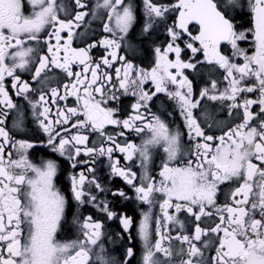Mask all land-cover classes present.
<instances>
[{
    "label": "flooded vegetation",
    "instance_id": "flooded-vegetation-1",
    "mask_svg": "<svg viewBox=\"0 0 264 264\" xmlns=\"http://www.w3.org/2000/svg\"><path fill=\"white\" fill-rule=\"evenodd\" d=\"M155 6H163L168 8L162 16L156 17L155 14L148 13V9L144 0H124L125 4H131L133 8L134 20L129 27L127 33L119 31L116 28L114 14L110 19L109 14L111 8L104 6V0H80L81 7L76 0H55L56 15L59 21H72V27L65 28L60 32L61 39L59 45L61 50L59 56L61 62L65 55L64 45L68 41L69 31L71 32V49H85L87 51V59L83 64L79 60H74L70 65L73 73H80V79L91 81L93 79L92 72L85 71V68H97V81L92 85L94 90L97 87L103 89V97L100 93L93 91V97L101 102V107L113 110L112 118L120 121L119 124L105 123L102 129L94 130L91 123L87 126H77L78 121H83L85 117L81 114L83 111L82 101L77 100L73 92L72 85L77 77L75 75L69 77L67 72L62 68L49 63L47 68L41 72L39 77H35V70L39 67V58L46 56L51 60L52 54L49 53V45L55 50L57 39L55 31L60 27L59 23H50L37 34V39L24 40L23 47L31 48L33 51L28 54L25 59L27 63L24 68L13 67L14 61L11 55L5 58L8 67L13 68V75L9 76L4 73L3 84L7 98L13 104L12 108L7 103H0V119L4 120L0 127L8 132L9 140L4 142V138L0 136V145H3V157L5 164L11 160H21L25 158L28 163L43 168L48 161H54L57 167L56 175L53 178V184L57 191L64 197V212L59 222L55 239L58 243L72 242L83 240L85 221L91 218L92 222L101 224V237L98 244L88 245L91 249V264H99L98 255L108 261V264H143V256L146 248L144 241L139 236V225L144 219V214L149 215V235L150 242L154 245L156 236L157 220L161 221L164 226L161 231L166 237L163 245L171 247L173 256L166 258L162 253L156 254V259L166 264H181V259H188L187 255L183 257L176 255L181 248L187 252L189 245L183 243L178 236H189L192 242L199 247L202 255L198 258L199 264H212V257L216 255V248L219 246V236L223 233H214L211 231L216 224L220 223V216L227 215L225 206L235 207L232 198V192L243 183L242 179L233 178L228 181L218 182L214 197V204L205 203L204 211L207 214H201L198 205H193V212L200 215L197 220L195 215L187 211V207H183L177 211L175 205L180 203L186 205L185 201H177L173 196L170 200L171 207L167 208L168 215L175 219L172 221L165 220L164 210L160 205L168 197L164 192H153L150 196L151 203L146 204L138 199L136 187L147 186L148 183H155L156 187H160L163 177L160 172L164 164L169 163L170 167H181L188 160H196L195 152L197 144H203L205 141L202 137L190 138L189 129L187 127L184 115H182V102L179 97L175 96L177 91L187 93V87L180 88L179 82L184 78L192 85V100L199 101L198 107L193 109V116L201 125L206 135L216 138L224 135L229 129L235 128L243 123L244 108L232 107L233 104H243L245 99L257 101L260 98L259 91L241 92L235 100L221 99L220 94L229 89V80L225 79L227 73L224 68L220 67L215 59L211 63L205 58L204 51L198 40L192 37L200 34V26L196 22H190L187 30L176 27L179 21L180 12L176 10L179 0H150ZM220 3L226 0H218ZM24 5L23 11L25 15H31L33 8L28 0H22ZM118 10L122 9L117 6ZM38 10V9H37ZM77 13H84L82 20L75 19ZM229 17L234 25L235 31L244 33L245 38L237 40V47L241 52L252 55L255 52L253 42V16L250 7V0H235L234 5L229 6ZM105 24H108L114 32L105 31ZM145 27L148 30L145 31ZM175 28L179 38L175 41V45L181 48L180 59L184 63H192L195 68L181 69V75L177 76V83L173 84L170 80H165L163 84L164 91L157 92L156 84L151 77L139 84L137 73H151L156 67L157 53L159 48L161 53L172 43V37L168 29ZM105 40H115L120 47H107L102 43ZM191 43L193 47L199 49L195 54L186 45ZM9 53L15 49H8ZM218 51L222 56L227 57L231 63H244L242 55L236 54L231 43L221 41ZM115 52L117 57L123 59H112L111 53ZM107 58L110 65L103 63ZM168 59L175 62L177 57L174 52L168 53ZM16 63H19L17 60ZM127 64L132 65L129 72L130 80H137V85H129L127 91L120 87V80L124 77V69ZM117 69H120L119 76ZM169 71L176 75L177 69L170 68ZM237 78L239 74H236ZM35 77V78H34ZM85 85H77L78 94L84 96ZM215 81L217 86L212 88V82ZM14 83L16 86L14 87ZM255 83L254 79L245 78L241 82V87L249 86ZM23 84L28 85L27 92H21L20 87ZM67 86V92L65 90ZM52 89H57L58 97L63 96L64 99L53 97ZM207 89L208 95L201 97L200 93ZM141 90L148 93L151 99L144 101L143 106L139 108V115L142 119L134 121L132 128L123 126L124 120H130L137 115V111L133 109V105L140 99ZM133 93H136L135 95ZM45 97L41 101L40 97ZM217 96L213 100L211 96ZM115 96L116 99H112ZM4 97L0 95V100ZM48 108L47 120L40 113ZM77 108L78 114L73 116L68 109ZM261 105L254 103L249 108L253 114V120L249 122L251 126L259 127L261 119H264V113L260 111ZM63 112L68 116V122L63 123V116L59 113ZM7 113V116H3ZM159 119L167 126L172 134H178V151L174 160H168V154L165 152V145L161 141L158 144H148L149 159L145 162V166L141 167L142 157L139 149L143 148L147 141L152 139V131L147 125L154 123V118ZM60 120L61 123H55ZM40 121H52L53 133H59L55 143L59 144V139H67L69 143L65 146V153L61 155L58 151H53L52 145H49V134L44 131L40 125ZM136 127L143 129L141 132L135 130ZM103 132V135H101ZM73 136L87 137L83 144H76L72 139ZM111 136L113 139H108ZM194 137V133H193ZM18 141H24L32 145L25 150H18ZM219 139L209 141L212 144L213 151L215 146L219 144ZM116 144L126 147L128 144L136 146L138 149L132 154L131 159H126L127 153H123L116 148ZM16 145V147H13ZM75 145V146H74ZM76 148H80V154H76ZM94 149L88 153L87 149ZM103 148V154L100 149ZM113 148L111 154L108 149ZM74 159H69V157ZM119 167L133 173L135 178L132 184H128L121 175H115L112 172L111 165L117 163ZM259 164V161H255ZM75 164V166H73ZM19 174L21 169H12ZM84 174L86 177L84 184L81 186L84 196L83 203L77 201L72 190V178L77 180L79 176ZM29 177H34L35 173L27 170ZM145 175L149 178L144 179ZM99 184L100 187L96 185ZM258 191V189H257ZM123 192L124 195H119ZM93 197L95 199L93 200ZM237 196L235 199H242ZM255 199V197H250ZM105 206L114 215L108 217L104 210ZM250 209V205H247ZM220 209V211H218ZM128 217L132 223L125 230L121 224V219ZM259 217V210L256 212ZM197 225L203 230L201 239H194ZM25 232H26V226ZM0 247H6L0 244ZM131 247L134 255L127 256V249ZM101 248L103 252H101Z\"/></svg>",
    "mask_w": 264,
    "mask_h": 264
},
{
    "label": "snow or ice",
    "instance_id": "snow-or-ice-1",
    "mask_svg": "<svg viewBox=\"0 0 264 264\" xmlns=\"http://www.w3.org/2000/svg\"><path fill=\"white\" fill-rule=\"evenodd\" d=\"M80 5V0H76ZM32 6L33 11L31 15H25L22 0H0V81H3L4 73L7 72L9 76L13 75V68L7 66L5 58L11 55L14 64L13 67L24 68L28 56L33 50L31 48H24V40L22 37H27L29 40L37 39V34L50 23H59L60 27L56 29L55 36L57 39V46L55 50L49 45V53L52 54L51 60L46 56L39 58V67L35 70V77H39L41 72L47 68L49 63L58 68H62L67 72L68 76L75 75L77 77L75 83L72 85L73 92L77 96V100L82 101V115L85 117L83 121H78L77 126H87L91 123L94 130L103 128L105 123L119 124L112 118L113 110L102 108L101 102L93 97V91L100 93L103 97V89L97 87L94 90V85L98 79L97 68H85V71H91L93 79L91 81L81 80L80 73H73L69 65L74 60H79L81 64L87 59V51L85 49H71V32L69 31L68 41L65 42L63 62L59 56L61 47L59 41L61 39L60 32L65 28L72 27V21H59L56 15L55 0H28ZM148 9V13L155 14L156 17L162 16L168 8L163 6H155L150 0H144ZM235 0H226L223 4L218 0H179L176 10H179L180 17L176 27L187 30V25L190 22H196L200 26V34L192 37L193 40H198L204 51L205 58L209 63L215 59V62L224 68L227 75L225 79L229 80V89L220 94L221 99L235 100L241 92L259 91L260 98L257 101L245 99L243 104H233L232 107L244 108L243 123L237 125L235 128L229 129L227 133L216 138L211 135H206L197 119L193 116V109L198 107L199 101L192 100V85L184 78L179 82V87H187V93L177 91L175 96L179 97L182 102V115H184L187 127L189 129L190 138L202 137L205 143L197 144L196 160H188L187 163L181 167H170L169 163H165L160 172L163 180L160 187H156L155 183H148L147 186L136 187L138 194L137 198L146 204H150V196L153 192H164L168 199L160 205L164 210L165 220L172 221L175 218L168 215L167 208L171 207V198L174 196L177 201H185L186 205L177 203L175 205L177 211L183 207H187V211L200 219V215L193 212V205H198L201 214H207L204 211L205 203L209 205L214 204V197L218 182H224L233 178L242 179L240 184L232 192V198L235 207L225 206L227 215L220 216V223L216 224L211 229L214 233H223L219 236V246L216 248V255L212 257V264H264V119H261L259 127H254L249 124L253 120V114L249 108L254 103L261 105L260 111L264 113V0H250V7L253 16V42L255 45V52L252 55H247L240 51L237 47V40L244 39V33H237L231 18L228 14L229 6L234 5ZM83 7V5H80ZM104 6L111 8L112 12L109 14L110 19L114 14L116 28L119 31L127 33L129 27L134 20L132 5L125 4L124 0H104ZM119 6L122 11L118 10ZM38 9V10H37ZM84 13H77L75 19L82 20ZM105 31L114 32L108 25L104 26ZM145 31L148 27H145ZM172 37V43L161 53L159 48L156 49L157 62L156 67L152 69L151 73L143 72L137 73V80L139 84H143L146 79L151 77L156 84V91H164L163 84L165 80H170L173 84L177 83V76L181 75V69L195 68L192 63H184L180 59L181 48L175 45V41L179 38L175 28L168 29ZM221 41H228L231 43L236 54L242 55L244 63L234 64L230 60L222 56L218 51V46ZM107 47L119 48L120 45L115 40L102 41ZM188 48L195 54L199 49L193 47L191 43H187ZM8 49H15L9 53ZM174 52L176 54V61L172 62L168 59V53ZM112 59H123L117 57L116 53H111ZM19 63H16V61ZM104 64L110 65V61L105 58ZM176 68L177 73L173 75L169 69ZM132 69L131 64H127L124 69V77L120 80V87L127 91L129 85H137V80L129 79V72ZM120 69H117L119 76ZM239 77L237 78V75ZM34 77V78H35ZM254 79L255 83L249 86L241 87V82L245 79ZM84 96L78 94L77 85H85ZM16 84L14 83V87ZM216 82H212V88L215 89ZM67 92V86H65ZM21 92L28 91V85L23 84L20 87ZM134 95L136 93H133ZM0 95L4 97L0 103H7L9 108L13 104L7 98L3 84L0 83ZM53 97H58L57 89H52ZM201 97L208 95V90L205 89L200 93ZM59 99L65 97L59 96ZM211 99H217L213 95ZM41 101L45 97L41 95ZM112 99H116L115 96ZM151 99L148 93H143L141 90L139 101L133 105V109L137 111V115L130 120H124L123 126L125 128H132L134 121L142 119L139 115V108L143 106V102ZM73 116L78 114L77 108L68 109ZM48 108L40 113L41 116L47 120ZM63 116V123H67L69 117L63 112L59 113ZM7 116V113H3ZM4 120L0 119V124ZM55 123H61L57 120ZM52 121H40L41 127L49 134L48 143L52 145L53 151H58L61 155L65 153V146L69 143L67 139H59V144L55 140L59 133H53ZM152 131V139L147 141L145 146L141 149L140 155L142 157L141 167L145 166V162L149 159L148 144H158L161 141L165 145V152L168 154V160H174L178 151V134H172L167 126L159 119L154 118V123L147 125ZM135 130L139 133L143 129L136 127ZM194 133V137H193ZM103 135V132H101ZM0 136L4 138V142L9 140L8 132L3 127H0ZM72 139L76 144H83L87 137L73 136ZM108 139H113L111 136ZM219 139V144L215 146L213 151L212 144L209 141ZM18 150H25L32 147L31 144L24 141H18ZM75 146V145H74ZM16 147V145H13ZM116 148L123 153H127L126 159H131L132 154L138 149L132 144L122 147L116 144ZM113 148L107 151L109 154L113 152ZM3 145H0V153H3ZM94 149H87L88 153L93 152ZM104 149H100L103 154ZM76 154H80V148H76ZM74 159V157H69ZM259 161V164L255 163ZM75 166V164L73 165ZM112 172L115 175H121L125 178L128 184H132L135 175L130 172L122 170L118 162L111 165ZM21 169L19 174H16L12 169ZM27 170L35 173L34 177L27 175ZM57 167L54 161H48L43 168H37L27 162L25 158L21 160H11L5 164L3 157L0 156V244L6 247H0V264H91V249L88 245H97L101 233V224L92 222L91 218L85 221L83 225L84 239L79 241L58 243L56 241L55 233L57 231L59 222L64 212L65 200L64 197L56 190L53 184V178L56 175ZM86 177L84 174L79 176L77 180L72 178V190L77 201L83 203L82 197L84 192L81 186L84 184ZM145 180L149 179L146 175ZM100 187L99 184L96 185ZM258 189V191H257ZM123 196L124 193L120 192ZM237 196H242V199H235ZM255 197V199H250ZM95 197H93V200ZM250 205V209L246 207ZM104 210L108 217L112 218L113 213L105 206ZM259 210V217H256V212ZM220 211V209H218ZM149 215L144 214V219L139 225V236L145 244V254L143 256V264H162L156 259L157 253H162L166 258L172 257L173 252L171 247H165L163 241L171 239L166 237L161 231L164 227L161 221L157 220L156 236L154 245L150 242L149 235ZM132 221L128 217L121 219V224L127 230ZM26 226V232L25 227ZM202 229L197 225L194 239L199 241L202 235ZM183 243L189 245L187 252L181 248L176 255L183 257L187 255L188 259H181V264H199L198 258L202 255L201 250L195 243L193 238L189 236H178ZM101 252L103 249L101 248ZM134 255L133 249H127V256ZM99 264H108L102 255H98ZM166 264V262H164Z\"/></svg>",
    "mask_w": 264,
    "mask_h": 264
}]
</instances>
